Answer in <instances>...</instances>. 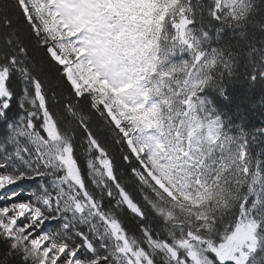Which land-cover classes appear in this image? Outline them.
I'll use <instances>...</instances> for the list:
<instances>
[{"label": "snow or ice", "instance_id": "6c2138e0", "mask_svg": "<svg viewBox=\"0 0 264 264\" xmlns=\"http://www.w3.org/2000/svg\"><path fill=\"white\" fill-rule=\"evenodd\" d=\"M0 264H264V0H0Z\"/></svg>", "mask_w": 264, "mask_h": 264}]
</instances>
